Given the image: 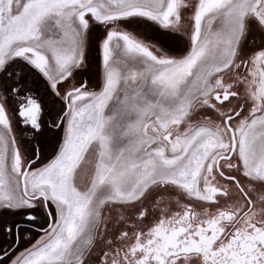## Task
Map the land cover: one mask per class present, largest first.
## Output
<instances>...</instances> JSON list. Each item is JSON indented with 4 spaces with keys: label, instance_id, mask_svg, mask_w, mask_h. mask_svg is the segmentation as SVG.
<instances>
[{
    "label": "snow or ice",
    "instance_id": "1",
    "mask_svg": "<svg viewBox=\"0 0 264 264\" xmlns=\"http://www.w3.org/2000/svg\"><path fill=\"white\" fill-rule=\"evenodd\" d=\"M0 264H264V0H0Z\"/></svg>",
    "mask_w": 264,
    "mask_h": 264
}]
</instances>
